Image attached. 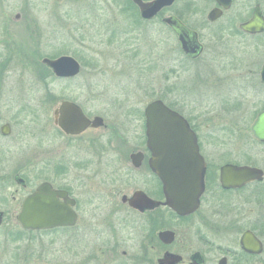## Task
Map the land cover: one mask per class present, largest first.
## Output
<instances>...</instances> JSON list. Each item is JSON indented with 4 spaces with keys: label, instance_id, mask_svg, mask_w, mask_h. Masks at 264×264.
I'll use <instances>...</instances> for the list:
<instances>
[{
    "label": "rangeland",
    "instance_id": "374dc122",
    "mask_svg": "<svg viewBox=\"0 0 264 264\" xmlns=\"http://www.w3.org/2000/svg\"><path fill=\"white\" fill-rule=\"evenodd\" d=\"M256 4L264 16V0H233L223 17L209 24L206 14L214 6L213 0H175L148 21L141 20L137 8L128 7L127 0H0L1 115L4 119L24 118L26 114L18 111L25 105L35 109L40 127L49 117L48 111L54 125V107L61 100L73 101L89 117L101 116L106 127L69 138L65 152L68 169L74 170L76 159H92L91 140L94 149L103 152L100 166H117L107 143L120 139L114 135H122L130 147L137 145L144 133L143 109L148 102L157 98L168 104L179 99L188 102L197 97V92L190 90L199 86V75L212 76L213 70L227 75L231 80L228 85H255L258 76L249 71L260 69L264 61V32L250 36L237 29L251 17ZM177 12L187 25L201 32L206 46L201 61L186 60L171 29L162 21V17ZM64 54L80 62L81 72L72 79L49 77L41 58ZM205 65L208 71H202ZM44 76L45 81L40 79ZM243 76L248 79L241 83L237 79ZM190 109L184 108V112L193 118L199 116L200 133H220L219 118L217 124L206 125L211 123L201 117L207 110ZM207 126L212 128L207 130ZM53 129L48 135L55 146L58 139L51 137ZM126 149L119 145L114 150L117 154ZM59 155L54 153L53 161ZM125 185L124 190L130 192L135 183L128 180ZM117 200L120 203L119 197ZM81 208L84 217L70 229L25 231L16 217H4L0 264H105L103 255L93 259L97 252L91 215L97 206L83 203Z\"/></svg>",
    "mask_w": 264,
    "mask_h": 264
},
{
    "label": "flooded vegetation",
    "instance_id": "af4514ba",
    "mask_svg": "<svg viewBox=\"0 0 264 264\" xmlns=\"http://www.w3.org/2000/svg\"><path fill=\"white\" fill-rule=\"evenodd\" d=\"M213 1L214 6L208 12L217 6ZM226 11L213 21L207 19V12V22L216 23ZM170 16H175L190 32H194L200 44L198 52L186 54L179 44V33L166 24L174 34L179 50L190 63L201 61L206 50L201 32L187 25L178 12ZM237 30L250 36L260 34L244 31L240 23ZM206 65L209 67L210 63L206 62ZM206 65L202 71H208ZM261 67L249 71L251 76H258L257 80L252 78L255 85H228L231 81L228 76L213 70L212 76L199 75V86L194 85L190 90L197 92V97L190 98L189 103L179 99L175 104H168L161 99L180 114L195 133L204 164L198 206L186 214H179L164 204L163 182L152 167L153 152L147 144L144 112V133L137 140V145L130 147L129 140L122 135L113 136L120 137L118 142L116 139L108 141L117 166H100V154L103 152L94 149L91 140L92 159L87 162L76 159V170H71L73 167L68 169L65 152L69 138H78L87 130L105 128V124L88 126L78 134L66 133L57 124V109L64 100L52 111L54 125L50 111L41 127L34 108L26 109L23 105L18 112L26 114L24 118L4 119L0 112L2 220L4 217H17L24 199L39 185L47 183L55 191L65 192L73 201L76 222L61 228L70 229L78 224L79 217H84L81 213L83 203L97 206L91 215L94 217L92 227L97 252L93 259L99 260L103 255L107 259L105 264H121L122 260L125 261L123 264H264V139L255 137L251 130L257 116L264 111ZM47 69L49 77L65 79L55 76L49 67ZM40 79L46 80L45 76ZM245 79L248 77L237 80L244 83ZM187 107L206 109L207 114L201 117L202 121L211 123L206 125L217 124L216 118H219L220 133H200L199 116L187 115L184 112ZM212 110H218V113ZM52 129L55 134L51 137L58 139L55 146L48 135ZM119 145L127 149L123 153L116 150V154L114 149ZM56 152L60 153L59 159L53 161L52 155ZM156 162L158 164V159ZM125 180L135 183L130 192L124 190L127 188ZM136 192L145 196L148 205L143 208L131 205L128 199ZM83 196L87 197L86 201H83ZM59 200L64 201V198L59 197Z\"/></svg>",
    "mask_w": 264,
    "mask_h": 264
},
{
    "label": "water",
    "instance_id": "95a60500",
    "mask_svg": "<svg viewBox=\"0 0 264 264\" xmlns=\"http://www.w3.org/2000/svg\"><path fill=\"white\" fill-rule=\"evenodd\" d=\"M138 8L142 20H151L162 9L170 7L175 0H131ZM233 0H215L217 6L208 14V20H215L224 10L230 8ZM18 17V15H16ZM163 21L179 33L182 50L191 55L198 52L196 34L190 32L175 16H167ZM240 28L250 33L264 31V16L260 6L255 5L251 17L240 23ZM41 63L49 67L59 78H73L81 71V64L71 55L56 58L43 57ZM264 82V62L260 71ZM57 124L66 133L78 134L88 126L104 125L101 116L88 118L74 102L64 100L58 107ZM147 144L153 152L152 167L163 182L164 204L179 214L192 212L198 206V197L202 191L203 161L199 154L195 133L187 121L177 112L166 106L162 100L154 99L144 107ZM255 137L264 139V111L251 126ZM158 159V164H156ZM59 197L64 198L60 201ZM141 192L128 199L131 205L143 208L148 205ZM73 201L62 191H55L47 183L39 185L36 191L27 196L16 217L25 230H48L55 227L72 226L76 222V213L72 209ZM2 217L0 214V225Z\"/></svg>",
    "mask_w": 264,
    "mask_h": 264
},
{
    "label": "trees",
    "instance_id": "16d2710c",
    "mask_svg": "<svg viewBox=\"0 0 264 264\" xmlns=\"http://www.w3.org/2000/svg\"><path fill=\"white\" fill-rule=\"evenodd\" d=\"M128 2H129V5H128V7H133V8H136L135 7V5L134 4H132V2H130L129 0H127ZM23 231V230H22ZM23 232H25V231H23Z\"/></svg>",
    "mask_w": 264,
    "mask_h": 264
}]
</instances>
